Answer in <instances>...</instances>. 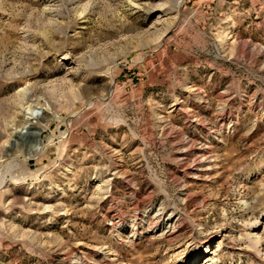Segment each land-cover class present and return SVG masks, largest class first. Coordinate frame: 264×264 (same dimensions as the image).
Returning <instances> with one entry per match:
<instances>
[{
  "label": "rangeland",
  "instance_id": "obj_1",
  "mask_svg": "<svg viewBox=\"0 0 264 264\" xmlns=\"http://www.w3.org/2000/svg\"><path fill=\"white\" fill-rule=\"evenodd\" d=\"M0 264H264V0H0Z\"/></svg>",
  "mask_w": 264,
  "mask_h": 264
},
{
  "label": "bare ground",
  "instance_id": "obj_2",
  "mask_svg": "<svg viewBox=\"0 0 264 264\" xmlns=\"http://www.w3.org/2000/svg\"><path fill=\"white\" fill-rule=\"evenodd\" d=\"M182 3V1H180V4ZM39 108V109H38ZM25 113H26V119L28 120V123H27V125H25L23 128H26L27 129V131L28 132H30V134H32L33 136H34V141H35V144H34V147H33V149L34 150H36V149H39V139H38V137H36V135H38V133H39V131L38 132H36V130L35 131H33V130H31L32 128H35V122H36V120L39 118V117H41V116H43L44 114H45V109H44V107H37L36 109H35V107H31V106H29V107H27V109H26V111H25ZM47 113V112H46ZM29 126V127H28ZM22 128V129H23ZM21 129V130H22ZM36 129V128H35ZM30 130V131H29ZM18 132H20V130L18 131V128H15V130H14V133H18ZM21 133V132H20ZM23 133V132H22ZM206 260H208V257H207V259ZM206 262H208V261H206ZM205 262V263H206Z\"/></svg>",
  "mask_w": 264,
  "mask_h": 264
}]
</instances>
